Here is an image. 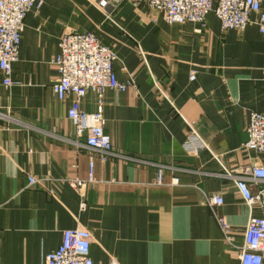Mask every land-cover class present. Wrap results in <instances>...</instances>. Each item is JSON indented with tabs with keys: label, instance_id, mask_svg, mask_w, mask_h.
I'll return each instance as SVG.
<instances>
[{
	"label": "crops",
	"instance_id": "1",
	"mask_svg": "<svg viewBox=\"0 0 264 264\" xmlns=\"http://www.w3.org/2000/svg\"><path fill=\"white\" fill-rule=\"evenodd\" d=\"M42 2L25 20L14 85L0 72V264H43L74 229L91 233L99 264H240L236 249L262 212L226 173L264 167V155L244 148L251 113L264 115V35L253 24L223 31L214 13L169 25L133 1ZM70 32L94 33L116 52L118 79L137 84L103 95L115 154L105 159L67 117L74 96L53 91L51 61ZM98 104L93 92L81 100L88 113ZM190 123L207 146L198 155L185 147Z\"/></svg>",
	"mask_w": 264,
	"mask_h": 264
},
{
	"label": "built area",
	"instance_id": "2",
	"mask_svg": "<svg viewBox=\"0 0 264 264\" xmlns=\"http://www.w3.org/2000/svg\"><path fill=\"white\" fill-rule=\"evenodd\" d=\"M133 1L136 5L146 4L161 14L169 25L203 24L210 13H214L223 31L244 30L250 24L257 26L264 35V0H98V6L106 9L113 3ZM42 0H0V72L4 75V85L11 87L12 67L19 59L25 20L33 10H40ZM117 54L102 44L92 32H70L59 42V52L51 63L56 67L58 79L53 91L59 101L68 96L75 100L67 112L68 119L76 128L79 136L86 137L87 146L102 154L103 159L113 153V144L105 130L103 113V95L107 90L127 92L136 89L132 76L126 81L118 79L114 63ZM93 92L99 98L95 113L82 109L81 100L87 93ZM185 144L187 150L195 155L207 149L193 127ZM245 150L264 155V115L252 112L247 128ZM94 161L89 164V180L93 182ZM162 171L158 173V184H162ZM233 178L249 207H259L262 214L251 216L247 224L244 244L236 249L240 264H264V167L253 165L242 172L228 173ZM39 183L29 177V186ZM77 186L85 182L77 180ZM212 207L221 206L223 199L217 196L207 198ZM82 208L85 205H81ZM219 225L227 236L230 225L221 218ZM91 233L86 229L66 230L61 246L47 255L43 264H99L91 258ZM111 264H118L111 262Z\"/></svg>",
	"mask_w": 264,
	"mask_h": 264
},
{
	"label": "rangeland",
	"instance_id": "3",
	"mask_svg": "<svg viewBox=\"0 0 264 264\" xmlns=\"http://www.w3.org/2000/svg\"><path fill=\"white\" fill-rule=\"evenodd\" d=\"M115 53H116V52H115ZM132 77H133V76H132ZM134 80H135V79H134ZM135 82H136V81H135ZM136 85H137V84H136ZM190 126L193 127V129H194L193 124L190 123ZM194 130H195V129H194ZM190 133H191V131H190ZM205 145H206V144H205ZM161 171H162V170H161ZM162 173H163V172H162ZM228 173H230V171H228ZM226 175H227V173H226ZM163 182H164V181L162 180V184H158V183H157V185H163Z\"/></svg>",
	"mask_w": 264,
	"mask_h": 264
}]
</instances>
